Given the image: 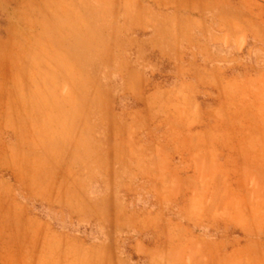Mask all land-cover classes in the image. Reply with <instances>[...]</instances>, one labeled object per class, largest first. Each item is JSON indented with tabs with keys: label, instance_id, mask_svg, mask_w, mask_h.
<instances>
[{
	"label": "rangeland",
	"instance_id": "374dc122",
	"mask_svg": "<svg viewBox=\"0 0 264 264\" xmlns=\"http://www.w3.org/2000/svg\"><path fill=\"white\" fill-rule=\"evenodd\" d=\"M102 2L0 0V264H263L264 0Z\"/></svg>",
	"mask_w": 264,
	"mask_h": 264
},
{
	"label": "crops",
	"instance_id": "0c3cea01",
	"mask_svg": "<svg viewBox=\"0 0 264 264\" xmlns=\"http://www.w3.org/2000/svg\"><path fill=\"white\" fill-rule=\"evenodd\" d=\"M65 1H71L72 3H74L75 6L79 7L80 10L83 11L82 15H84V16L90 15V12H88V11H90L91 8H95L97 6H100V7L104 6L102 0H86V2H88V5L86 7L81 6V4L79 2H77V0H65ZM133 1L138 2L139 0H133ZM149 1H151L152 4H156L158 2L177 3L178 1H185V0H149ZM127 2H128V0H109L108 3L112 5V8H109V9H110V11L112 10V12L116 11L117 12L116 15H121V16L126 15V14L129 15ZM114 4H115V7H114ZM242 249H246V248L231 249V250L227 251V255H230V254L235 253V252L242 250ZM260 253H261L260 255H262V253H264V251L260 252ZM253 264H257V263L254 262Z\"/></svg>",
	"mask_w": 264,
	"mask_h": 264
}]
</instances>
